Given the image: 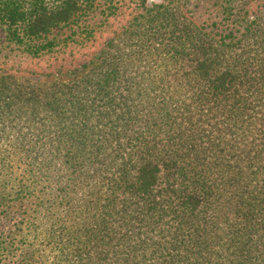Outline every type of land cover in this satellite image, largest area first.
<instances>
[{
  "label": "trees",
  "instance_id": "16d2710c",
  "mask_svg": "<svg viewBox=\"0 0 264 264\" xmlns=\"http://www.w3.org/2000/svg\"><path fill=\"white\" fill-rule=\"evenodd\" d=\"M146 1L65 80L0 73V207L34 197L47 241L24 234L26 258L264 264V0H213L210 26L191 0ZM117 5L0 0V30L41 57Z\"/></svg>",
  "mask_w": 264,
  "mask_h": 264
},
{
  "label": "rangeland",
  "instance_id": "374dc122",
  "mask_svg": "<svg viewBox=\"0 0 264 264\" xmlns=\"http://www.w3.org/2000/svg\"><path fill=\"white\" fill-rule=\"evenodd\" d=\"M118 2L116 13L106 20L98 14H94L88 22V29L91 35L81 34V37L71 39L70 32H62L57 35L66 40L65 45L59 47L55 52L41 56L32 57L16 50L9 44L0 30V73H12L15 75L31 76L41 81H49L55 77L65 80L67 70H72L88 64L109 48L113 42L115 47L119 46L122 31L126 28L132 18L141 11L137 8L138 0H115ZM261 0L253 3L252 11H258L257 5ZM147 4H149L146 1ZM191 18L199 25L210 26L211 23L219 20L218 8L213 0H191ZM59 34V33H58ZM85 38H82V37ZM64 44V43H63ZM79 70V69H78ZM17 169V178L23 175L24 165H13ZM1 179H5L1 177ZM34 184V183H32ZM30 184V185H32ZM36 194V191L34 192ZM9 198H7L8 200ZM34 197L25 200L11 201L10 208L0 207V264H66L55 261L54 254L49 247L45 248V254L38 253L25 257L26 246L22 245V237L28 234V242L33 249H38L47 241L45 231L39 229L36 223ZM13 203V204H12ZM12 239L11 244L9 243Z\"/></svg>",
  "mask_w": 264,
  "mask_h": 264
}]
</instances>
